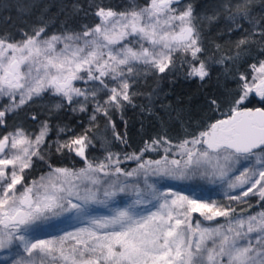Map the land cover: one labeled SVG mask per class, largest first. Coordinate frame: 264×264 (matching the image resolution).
<instances>
[{
  "label": "snow or ice",
  "instance_id": "1",
  "mask_svg": "<svg viewBox=\"0 0 264 264\" xmlns=\"http://www.w3.org/2000/svg\"><path fill=\"white\" fill-rule=\"evenodd\" d=\"M218 7L212 15L198 16L192 3L146 0L143 7L123 11L100 7L95 12L99 22L79 32L48 35L41 21L43 26L33 27L31 34L21 30V40L0 36V98L8 101L0 110V125L6 114L51 93L62 101L57 108L86 112L92 105L90 124L103 114L113 138L127 144V133L115 131L109 114L131 104L136 94L130 89L141 76L175 72L180 59L188 66L186 78L203 82L213 63L235 64L251 44L264 53V16L253 14V0H222ZM221 15L232 25L229 34L242 33L236 51L205 56L195 21L211 24ZM215 49L220 53L221 46ZM249 70L239 75L225 111L220 112L216 99L209 100L223 118L197 123L198 130L185 131L177 143L167 134L146 141L139 153L124 154V160L137 162L130 171L120 166V153L104 144L106 155L89 159L91 129L48 141L51 128L44 120L35 133L17 127L0 135V250L8 264H264V106H245L252 97L264 105V60ZM65 131L60 128L57 135ZM53 145L56 153L74 154L85 166H54L49 162ZM161 149L160 159H144L145 153ZM38 162L49 171L28 180ZM196 172L226 186L228 203L172 188L161 191L149 183L150 176L183 179ZM141 177L143 188L128 183ZM120 193L125 196L117 200ZM249 198H255L260 211L248 212L253 207ZM233 203L248 208L238 212ZM66 214L76 221L74 230L36 235Z\"/></svg>",
  "mask_w": 264,
  "mask_h": 264
},
{
  "label": "trees",
  "instance_id": "2",
  "mask_svg": "<svg viewBox=\"0 0 264 264\" xmlns=\"http://www.w3.org/2000/svg\"><path fill=\"white\" fill-rule=\"evenodd\" d=\"M131 1L145 5L146 0H0V36L11 37L13 40L21 36V30L31 33L35 26L47 24V33L82 31L83 26H94L98 22L95 12L100 7L112 8L115 11L124 9ZM183 4L192 3L195 15H212L220 11L222 0H182ZM253 14L259 18L264 16V0H253ZM79 6L77 10L76 6ZM201 30L206 49L205 56L218 58L221 53L232 55L236 51L235 42L242 35L241 32L229 34L227 29L232 25L224 16L209 24L206 20L195 21ZM244 28L251 31L247 23ZM220 45V53L216 52L215 45ZM204 57H202L203 59ZM264 60V53L260 45L251 44L246 55L235 64L213 63L210 68V78L203 82L198 78H186L187 64H181L177 59V69L167 75L148 73L141 76L134 87L130 89L136 95L131 104H126L122 110L110 112L111 121L116 125L115 131L124 136L127 144L113 138L108 117L98 114L94 123L89 122V113L72 112L68 107L57 108L54 100L46 102L34 101L19 109L15 114H7L0 131L6 129L14 120L21 121L29 126L38 121L47 120L51 128L48 141H64L83 134L91 129L92 138L87 154L90 160L94 157L102 159L105 155L102 144L108 151L120 153H139L145 142L160 135L169 137L173 142L185 138V131H197V123L223 118L220 113L212 110L210 99H216L221 105L220 112L228 107L227 101L234 95L238 86V77L241 73L249 74V65ZM245 106H262L259 98H250ZM264 106V105H263ZM151 109V112L149 111ZM36 115L37 119L29 117ZM60 128L64 133L57 135ZM49 162L54 166L82 168L84 163L74 154H58L55 145L49 151ZM47 159V158H46ZM48 167L38 162L35 170L27 177L28 180L37 179L47 173ZM253 205L252 203H248Z\"/></svg>",
  "mask_w": 264,
  "mask_h": 264
},
{
  "label": "rangeland",
  "instance_id": "3",
  "mask_svg": "<svg viewBox=\"0 0 264 264\" xmlns=\"http://www.w3.org/2000/svg\"><path fill=\"white\" fill-rule=\"evenodd\" d=\"M182 5H184L183 2H182ZM133 6L139 8V7H143L144 5H139L136 2L131 1L124 9L119 10V11L130 9ZM98 22H99V20H98ZM72 32H79V31H72ZM60 33H62V32H55V34H60ZM29 34H31V33H29ZM47 34L52 35L54 33H47ZM23 38L24 37L21 35L16 40H21ZM77 86L83 87L84 85L81 83H78ZM104 98L105 97L103 95L100 97L101 100H103ZM48 99L51 101L54 100L56 102V104L62 103V101L59 97L52 95L51 93H45L42 97L36 98L32 102L40 101V100L42 102H46V101H49ZM7 103H8L7 99L0 98V110H3V106ZM74 106H77V105H74ZM77 112H79V111H77ZM86 112L89 113L90 116L93 114L92 113V105L88 106V110ZM40 122L41 121H38L36 123L32 122V124L29 123V126H27V125H23V123L21 121L14 120V122H12L6 129H4L3 131H0V135H3L7 132H12L17 127H23L26 132L35 133L39 130ZM49 135H50V133H49ZM174 143H177V142H174ZM105 155H106V153H105ZM162 155H163V149H161L159 153H157V152L145 153L144 159L145 160L160 159V157ZM177 158H179V157H177ZM120 159L122 161L120 166L125 171H130V170L137 167L136 161L124 160V155L120 156ZM237 167H239V166H237ZM75 169H79V168H75ZM240 170H242V168H240ZM236 174H238V172ZM142 180H143L142 177L139 179V181H137L136 178H131V179H129L128 183L132 184V183L138 182V183H140V186L143 188L144 185H143ZM149 183H155L157 188H159L161 191H164L167 188H172L173 191H180L186 195L195 194L196 197L210 198V200L214 199V200H217L218 202H221V203H225V204L228 203L227 198L225 196V192L228 191L226 189V186L222 187L219 180H216L214 182L212 177L206 176V175H201L200 172L189 173L183 179H172V178L163 177V176H150L149 177ZM229 194L235 195L236 192L232 191V192H229ZM128 195H130V193ZM124 196H125L124 193H120V194H118L116 199L120 200ZM248 203H252L253 207L248 208L247 204L237 205L236 203H233V207H236L238 212L240 211L241 208H248V212L250 214L254 213V212H258L261 210L260 205L256 204L255 198H249ZM96 211L100 214H106V210L102 206H97ZM219 222L222 223L223 221L220 220ZM74 226H78L76 221L71 220L66 214L65 216H62L57 220L51 221L47 225L41 227V229L36 233V235L39 238H47L44 235V233L62 234V231H58V230L72 231V230H74ZM0 264H8L6 253L3 250H0Z\"/></svg>",
  "mask_w": 264,
  "mask_h": 264
},
{
  "label": "flooded vegetation",
  "instance_id": "4",
  "mask_svg": "<svg viewBox=\"0 0 264 264\" xmlns=\"http://www.w3.org/2000/svg\"><path fill=\"white\" fill-rule=\"evenodd\" d=\"M263 106V105H262ZM247 107H253V106H247ZM256 107H261V106H256Z\"/></svg>",
  "mask_w": 264,
  "mask_h": 264
}]
</instances>
